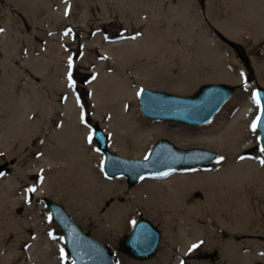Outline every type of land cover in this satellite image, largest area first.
Wrapping results in <instances>:
<instances>
[{"label": "rangeland", "instance_id": "rangeland-1", "mask_svg": "<svg viewBox=\"0 0 264 264\" xmlns=\"http://www.w3.org/2000/svg\"><path fill=\"white\" fill-rule=\"evenodd\" d=\"M252 1L0 0V30H2L0 31V167L2 170L0 181L11 178L14 184L20 186L18 194L20 197L29 187L26 185V176L41 166L48 167V163L55 161L50 158L41 161L46 153L62 152L61 150L69 153L68 150H73L72 147L68 149L67 144L64 145L66 141H58L57 136L62 137L61 133L66 136L65 128L69 121L67 111L62 107L74 101L78 105L75 112L76 125L81 127V130L74 132L77 140L75 144L78 149L85 147L91 152L95 166L102 169L104 155L93 137V127L95 124L101 126L105 122L108 123L109 117L98 114L89 89L90 85L97 82L98 75L118 74L127 77L132 86V94L136 96L137 90L138 97L142 89L193 96L204 85L224 82L198 83V80H195L192 84L197 87L193 92L180 94L166 91L165 82H170L167 79L170 80L169 77L172 76H176L177 81H180L182 76L186 75L185 68L189 58L195 67H198L201 64L199 58L201 49L211 42L220 43L233 53L237 62L235 68L243 72V82L229 84L235 88L234 95L240 93L251 99L253 103L255 91L261 86V79L264 80V27L257 25L259 21L245 16L246 9H249ZM255 1L264 6V0ZM236 15L241 20L238 25V41L233 40V42L243 46L248 63L231 47V41L220 29L222 24L234 21ZM145 39L154 43L151 54L135 57L123 67L115 66L107 56L108 50L112 48L127 43L142 42ZM148 57L150 60L147 59ZM207 68L209 70V67ZM140 79L150 80L152 83L143 85ZM72 82L74 86H70ZM22 95H33L34 100L32 99L29 109L25 111L18 131L9 134L7 122L17 118L20 109L18 101ZM141 116L143 117L142 114ZM151 121L165 125L166 135L158 140H169L183 149L201 148L190 145L187 137L188 135L197 137L207 133L205 128L201 127L212 122L201 126H189L176 122ZM183 129H189L191 133L185 134ZM256 131L258 140L254 145L255 152L258 153L260 145L257 127ZM108 143H110L109 136ZM205 149L218 151L215 148ZM116 151L117 154L127 158L143 159L119 149ZM190 169L194 168L179 170ZM103 174L105 175L104 172ZM119 178L122 179L119 182L124 184L126 191L134 188L129 187L126 177ZM43 181L44 178L38 179L36 176L32 183L33 188L38 191ZM47 199L56 201L53 198ZM45 200L32 198L30 213L21 217V221L28 224L26 229L28 237L23 243L16 238L18 228L12 227L8 230L7 237L0 235V264H31L33 260L35 262L32 264H41V255L37 248L41 245L46 246V242L47 248L54 244V247H58L56 244L63 243L64 258L58 257L55 248L51 256L56 255L55 258L60 264H72L63 240V233L51 218ZM62 203L63 207L68 206L67 203L63 201ZM69 210L81 228L109 250L115 264L148 261L160 252L159 248L155 256L141 261L133 259L122 249L123 237L130 232L133 224L138 220L147 219L143 215L137 216L118 234L117 240L113 241L111 234L103 231L100 218L87 219L70 207ZM149 221L162 235L159 223ZM42 227L45 230L44 237H40L38 231ZM25 232L24 229L23 234ZM245 239L253 238L244 237L243 240ZM11 250L16 251L20 256L15 260L7 261L6 253ZM192 262L231 264L229 259L221 256L220 249H200L187 257L186 264Z\"/></svg>", "mask_w": 264, "mask_h": 264}, {"label": "bare ground", "instance_id": "bare-ground-1", "mask_svg": "<svg viewBox=\"0 0 264 264\" xmlns=\"http://www.w3.org/2000/svg\"><path fill=\"white\" fill-rule=\"evenodd\" d=\"M237 16L234 21L220 27L223 34L234 41H238L241 20ZM245 16L259 21L257 25L264 27V6L257 1L249 4ZM153 45L149 39L127 43L108 50L111 56H107L115 66L123 67L135 57L151 54ZM199 56L201 64L198 67L188 59L186 75L180 81L176 76L167 79L170 82H165L166 91L176 94L193 92L197 87L192 84L195 80L198 83L214 81L228 84L244 81L243 72L235 68L233 53L224 45L206 44ZM147 59L150 60L149 57ZM139 81L143 85L152 83L145 79ZM260 84L264 87L263 79ZM89 89L98 114L109 117V122L101 124V127L110 138L109 148L113 152L119 149L144 159L156 140L166 135L163 123L141 116L137 90L134 96L127 77L98 75L97 82ZM32 99L33 95L20 97L17 118L7 122L9 134L18 131ZM77 107L75 101L62 107L67 111L69 121L65 128L66 136L63 133L60 134L62 137L57 136L58 141H66L64 145L73 150L60 147L69 153L63 150L46 153L41 161L47 158L55 161L26 176L29 187L20 197V186L11 178L0 181L2 237H7L8 230L15 227L18 228L16 238L23 243L28 237V224L23 223L21 217L30 213L32 198H53L60 204L62 201L67 203L87 219L100 218L103 231L110 233L113 241L139 215L158 222L162 231L160 252L148 261L130 264H186L187 257L200 249H220L221 256L229 259L231 264H264V163H261L264 151L258 145L260 151L255 152L258 134L252 128L261 111L259 105L236 93L220 115L201 127L207 131L206 135H188L190 145L215 148L220 152V158L212 165L192 167L194 169L188 171L178 169L167 175L145 178L130 191H126L124 184L119 182L122 179L107 178L102 169L95 166L91 152L85 147L78 149L74 135L75 131L81 130L75 121ZM183 130L185 134L191 133L189 129ZM253 153L256 154L252 156ZM36 176L44 178V181L40 189L33 192L30 189ZM68 206L66 209L71 213ZM24 229L26 232L23 234ZM38 231L40 237H44L43 227ZM244 237L253 239L243 240ZM54 245L47 248L46 242V246L37 248L41 264H60L56 255L51 256V253L55 248L58 257L62 258L64 244ZM193 245L199 246L190 251ZM19 256L11 250L5 259L15 260Z\"/></svg>", "mask_w": 264, "mask_h": 264}, {"label": "water", "instance_id": "water-1", "mask_svg": "<svg viewBox=\"0 0 264 264\" xmlns=\"http://www.w3.org/2000/svg\"><path fill=\"white\" fill-rule=\"evenodd\" d=\"M229 40L231 47L248 63L243 46ZM234 93L235 88L224 83L204 85L193 96L142 89L139 94V104L141 114L145 118L201 126L211 122L231 100ZM256 93H260L261 103L264 104V87H257ZM257 130L262 149L264 148V117H261ZM93 133L104 155L103 172L109 178L126 177L129 187L137 186L145 177L162 176L182 168L208 166L220 158V154L215 150L183 149L163 139L153 144L144 159L127 158L109 148L108 136L99 124L94 125ZM45 204L51 218L63 233L72 264H115L109 250L88 235L65 207L50 199H46ZM161 239V232L149 220L141 219L136 221L130 232L123 237L121 246L130 257L143 261L158 253Z\"/></svg>", "mask_w": 264, "mask_h": 264}, {"label": "snow or ice", "instance_id": "snow-or-ice-1", "mask_svg": "<svg viewBox=\"0 0 264 264\" xmlns=\"http://www.w3.org/2000/svg\"><path fill=\"white\" fill-rule=\"evenodd\" d=\"M0 31H2V30H0ZM66 35H67V33H66ZM70 66H71V64H70ZM93 78H94V77H93ZM69 80H71V75H70V74H69ZM70 86H74V82H72V84H70ZM254 103H256L257 105L260 106V109H261V116H258V117L256 118V123H254V124L252 125L253 131H255V130H256V127L260 124V122H261V117H264V104L261 103L260 93H256V94H255V96H254ZM89 142H91V138H89ZM97 150H98V149H97ZM261 151H264V148H262ZM221 159H222V158H221ZM261 163H264V160H262ZM165 175H167V173H165ZM35 190H36L35 188L30 189V191H33V192H34ZM198 246H199V245H193V246H192V249H190V251H191V250H194V249L197 248Z\"/></svg>", "mask_w": 264, "mask_h": 264}]
</instances>
